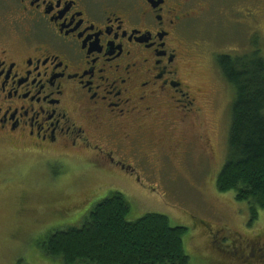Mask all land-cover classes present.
Here are the masks:
<instances>
[{
	"label": "flooded vegetation",
	"instance_id": "af4514ba",
	"mask_svg": "<svg viewBox=\"0 0 264 264\" xmlns=\"http://www.w3.org/2000/svg\"><path fill=\"white\" fill-rule=\"evenodd\" d=\"M197 2L0 0V153L60 165L59 184L66 158L115 174L149 158L142 145L183 154L200 135L188 43ZM61 202L70 223L78 209Z\"/></svg>",
	"mask_w": 264,
	"mask_h": 264
},
{
	"label": "rangeland",
	"instance_id": "374dc122",
	"mask_svg": "<svg viewBox=\"0 0 264 264\" xmlns=\"http://www.w3.org/2000/svg\"><path fill=\"white\" fill-rule=\"evenodd\" d=\"M197 3L199 12L188 36L189 69L203 93L196 141L189 142L183 154L171 150L160 157L150 145H142L146 154L140 155L149 158L135 163L132 172L103 173L66 158L61 165L71 174L65 184L51 177L62 171L60 165L40 156L0 153V264H61L47 260L37 243L56 230L81 225L91 208L111 192H120L127 200L128 221L156 212L167 216L172 226L184 227L188 264H264V210L253 218L247 202L237 201L232 190L222 193L216 187L227 155L234 91L215 61L220 54L258 50L264 55V0ZM153 130L156 137L169 134L168 126L164 133ZM174 139H179L174 133L166 138L169 149ZM63 200L78 209L70 225L63 215L67 212L59 209ZM255 237L262 242L261 249L254 247Z\"/></svg>",
	"mask_w": 264,
	"mask_h": 264
},
{
	"label": "trees",
	"instance_id": "16d2710c",
	"mask_svg": "<svg viewBox=\"0 0 264 264\" xmlns=\"http://www.w3.org/2000/svg\"><path fill=\"white\" fill-rule=\"evenodd\" d=\"M215 61L233 87L227 155L216 177L219 192L233 191L254 218L264 210V55L220 54ZM128 202L111 192L97 202L81 225L42 237L38 246L61 264H188L185 228L149 212L128 221Z\"/></svg>",
	"mask_w": 264,
	"mask_h": 264
}]
</instances>
